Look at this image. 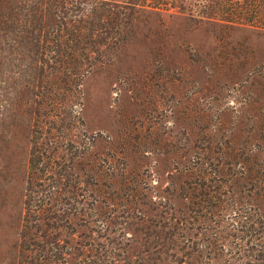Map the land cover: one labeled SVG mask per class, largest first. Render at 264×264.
<instances>
[{"label":"rangeland","instance_id":"1","mask_svg":"<svg viewBox=\"0 0 264 264\" xmlns=\"http://www.w3.org/2000/svg\"><path fill=\"white\" fill-rule=\"evenodd\" d=\"M190 11L139 12L127 40L105 47L83 78L47 72L35 79L11 50L0 49V264H33L23 229L35 141L71 173L77 214L85 172L108 200L122 175L139 182L152 215L128 220L142 237L159 218V196H177L195 179L202 147L212 146L226 172L245 161L255 176L264 173V30ZM248 182L238 177L234 185ZM106 205L112 229H99L96 238L116 245L127 218Z\"/></svg>","mask_w":264,"mask_h":264},{"label":"trees","instance_id":"2","mask_svg":"<svg viewBox=\"0 0 264 264\" xmlns=\"http://www.w3.org/2000/svg\"><path fill=\"white\" fill-rule=\"evenodd\" d=\"M5 2L0 12V49L11 50L18 65L33 72L35 79L47 72L83 78L105 47L127 40L125 32L136 25L141 11L174 14L200 9L203 19L264 30V0ZM43 143L35 141L31 150L23 229L33 264H264V173L255 176L247 162L240 161L238 170L226 172V162L214 160L211 145L197 150L195 179L177 196H159V218L146 224L142 237L128 220L146 222L152 215L141 204L139 182L131 185L129 176L122 175L116 186L119 192L108 200L94 174L85 172L81 205L78 214L72 212L71 173L60 168L58 158L49 155ZM238 177L251 182L236 188ZM123 187L129 188L122 194ZM104 203L114 215L121 211L127 218L118 227L125 231L124 240L115 241L116 245L96 238L101 229H112L103 219V212L110 210L104 209ZM70 213L79 220H72ZM151 225L158 229L150 232ZM70 230L71 235L64 236Z\"/></svg>","mask_w":264,"mask_h":264}]
</instances>
